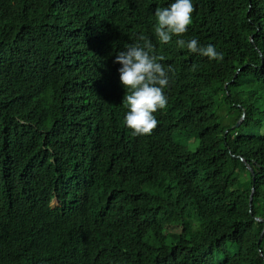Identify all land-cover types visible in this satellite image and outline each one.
Returning <instances> with one entry per match:
<instances>
[{"label": "trees", "instance_id": "obj_1", "mask_svg": "<svg viewBox=\"0 0 264 264\" xmlns=\"http://www.w3.org/2000/svg\"><path fill=\"white\" fill-rule=\"evenodd\" d=\"M127 1L0 0V264H88L81 244L133 264H264V0H193L169 44ZM141 34L174 71L158 128L134 136L114 61ZM134 214L164 237L148 243Z\"/></svg>", "mask_w": 264, "mask_h": 264}, {"label": "clouds", "instance_id": "obj_2", "mask_svg": "<svg viewBox=\"0 0 264 264\" xmlns=\"http://www.w3.org/2000/svg\"><path fill=\"white\" fill-rule=\"evenodd\" d=\"M131 3L155 12L156 23L153 30L160 44L171 43L173 36L182 37L188 32L193 21L195 10L193 0H163L159 3L154 2L153 5H149L146 0H132ZM138 41L143 43L126 44V50L119 51L114 62L121 65L118 69L120 82L126 89L124 97H121L119 93L127 109L124 124L132 130L134 136H145L151 135L161 122L160 115L156 112L166 108L168 97L165 90H168L172 83L173 73L170 72L174 69L166 65L167 69L165 68L163 63L165 57L155 53V46L148 37L141 34ZM176 44L180 48L186 47L189 52L209 59H223L222 54L217 52L215 46L210 43L203 46L197 39L185 41L179 38ZM113 94L117 96L116 92ZM252 191L254 193L253 188ZM60 202L59 197L55 195L50 204L56 208ZM257 218L264 220L262 217ZM115 219L125 221L121 214H117ZM130 225L135 226L148 243H152L151 238L162 239L165 235V231L161 232L148 224L144 215L134 214V221ZM122 249L116 247L103 249L81 244L73 250L72 254L79 253L78 259L83 258V261L88 264H133L124 258L125 255L133 254L121 251ZM143 255L148 258L149 253Z\"/></svg>", "mask_w": 264, "mask_h": 264}, {"label": "water", "instance_id": "obj_3", "mask_svg": "<svg viewBox=\"0 0 264 264\" xmlns=\"http://www.w3.org/2000/svg\"><path fill=\"white\" fill-rule=\"evenodd\" d=\"M243 119H244V116L242 115L241 119L235 124V126L238 127V126L241 124V122H242ZM235 126H234V127H235ZM244 162L247 164V167H248L250 170L253 171L252 166H251L249 163H247V160H246V159H244ZM252 201H253V191L251 192V195H250V206L252 205ZM257 219L260 220V221H263V219H261V218H257ZM260 239H262V236L260 237Z\"/></svg>", "mask_w": 264, "mask_h": 264}, {"label": "rangeland", "instance_id": "obj_4", "mask_svg": "<svg viewBox=\"0 0 264 264\" xmlns=\"http://www.w3.org/2000/svg\"><path fill=\"white\" fill-rule=\"evenodd\" d=\"M193 143V142H192Z\"/></svg>", "mask_w": 264, "mask_h": 264}]
</instances>
